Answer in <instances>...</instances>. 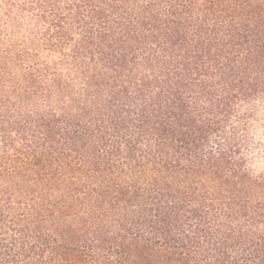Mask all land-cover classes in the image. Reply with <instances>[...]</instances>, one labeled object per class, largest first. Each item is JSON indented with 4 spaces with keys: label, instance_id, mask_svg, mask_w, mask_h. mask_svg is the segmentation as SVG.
I'll return each instance as SVG.
<instances>
[{
    "label": "trees",
    "instance_id": "trees-1",
    "mask_svg": "<svg viewBox=\"0 0 264 264\" xmlns=\"http://www.w3.org/2000/svg\"><path fill=\"white\" fill-rule=\"evenodd\" d=\"M264 0H0V264H264Z\"/></svg>",
    "mask_w": 264,
    "mask_h": 264
},
{
    "label": "rangeland",
    "instance_id": "rangeland-1",
    "mask_svg": "<svg viewBox=\"0 0 264 264\" xmlns=\"http://www.w3.org/2000/svg\"><path fill=\"white\" fill-rule=\"evenodd\" d=\"M254 151L250 155L249 167L254 172L264 171V105H259V116L253 129Z\"/></svg>",
    "mask_w": 264,
    "mask_h": 264
}]
</instances>
